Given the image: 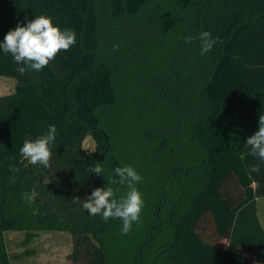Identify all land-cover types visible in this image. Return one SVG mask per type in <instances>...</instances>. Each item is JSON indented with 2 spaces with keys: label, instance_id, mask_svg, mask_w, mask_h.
<instances>
[{
  "label": "trees",
  "instance_id": "1",
  "mask_svg": "<svg viewBox=\"0 0 264 264\" xmlns=\"http://www.w3.org/2000/svg\"><path fill=\"white\" fill-rule=\"evenodd\" d=\"M41 14L76 44L39 72L0 53L16 81L0 96V264L6 231L69 233L70 264H264V161L244 144L264 115V0H0V40ZM202 31L205 55L184 39ZM50 124L49 164H33L20 148ZM125 165L145 201L127 235L82 207L106 185L119 199Z\"/></svg>",
  "mask_w": 264,
  "mask_h": 264
},
{
  "label": "clouds",
  "instance_id": "2",
  "mask_svg": "<svg viewBox=\"0 0 264 264\" xmlns=\"http://www.w3.org/2000/svg\"><path fill=\"white\" fill-rule=\"evenodd\" d=\"M76 32L72 29H60L53 23L50 16L41 14L23 24L17 23L14 29H10L0 40V53L8 54L14 61L21 64V71H41L55 56L67 51L76 44ZM185 43L193 40L199 41V53L205 55L214 48L217 43L210 31H202L196 36H186ZM119 47L113 45V50ZM57 136V128L54 124L47 126V131L35 139H25L20 153L33 164H40L47 167L52 155V145ZM247 147V155L257 157L264 161V115L259 117L258 130L248 137L244 143ZM118 180L113 184L126 185L127 191L119 199L116 191L111 186L98 187L91 191L86 200H83V209L88 215H99L103 222L110 218H119L122 221L121 233L127 235L131 232L133 224L140 220L145 201L142 192L137 185L142 182V176L132 165L116 167L113 170ZM251 172L258 171L253 166ZM91 172L101 174L97 165L91 167ZM79 200V199H77Z\"/></svg>",
  "mask_w": 264,
  "mask_h": 264
},
{
  "label": "rangeland",
  "instance_id": "3",
  "mask_svg": "<svg viewBox=\"0 0 264 264\" xmlns=\"http://www.w3.org/2000/svg\"><path fill=\"white\" fill-rule=\"evenodd\" d=\"M16 81L0 76V96L14 92ZM87 152L94 151L95 143L90 136L83 142ZM257 217L264 229V198L256 203ZM5 249L12 264H65V258L72 252V238L66 232H37L27 240V234L6 231L1 234ZM67 255V256H66Z\"/></svg>",
  "mask_w": 264,
  "mask_h": 264
},
{
  "label": "crops",
  "instance_id": "4",
  "mask_svg": "<svg viewBox=\"0 0 264 264\" xmlns=\"http://www.w3.org/2000/svg\"><path fill=\"white\" fill-rule=\"evenodd\" d=\"M258 199H260V198H258ZM258 199H256V203H257ZM21 233H22V232H21ZM66 256H67V255H66ZM64 263H65V264H68V260H67L66 258H65Z\"/></svg>",
  "mask_w": 264,
  "mask_h": 264
}]
</instances>
